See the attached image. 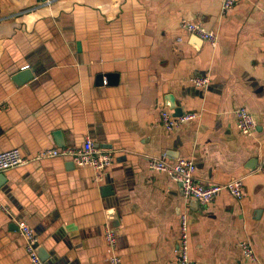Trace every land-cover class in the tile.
<instances>
[{
  "label": "crops",
  "instance_id": "0c3cea01",
  "mask_svg": "<svg viewBox=\"0 0 264 264\" xmlns=\"http://www.w3.org/2000/svg\"><path fill=\"white\" fill-rule=\"evenodd\" d=\"M221 3L0 0V153L18 148L27 160L0 174L10 208H0V264H32L17 221L33 229L44 264H110L107 227L123 264H178L184 213L195 264H264V0H240L226 15ZM184 19L214 31L217 45L190 36ZM25 67L35 78L17 87ZM204 77L205 90L192 81ZM173 103L199 117L166 130L161 109ZM243 107L256 120L251 134L237 125ZM87 138L114 157L100 181L66 159H38L64 148L60 139L81 149ZM162 158L192 159L206 184L243 178L244 197L186 200L150 168ZM243 242L259 263L243 257Z\"/></svg>",
  "mask_w": 264,
  "mask_h": 264
},
{
  "label": "built area",
  "instance_id": "2783aa9c",
  "mask_svg": "<svg viewBox=\"0 0 264 264\" xmlns=\"http://www.w3.org/2000/svg\"><path fill=\"white\" fill-rule=\"evenodd\" d=\"M56 0H37L38 8H50ZM240 0H222L221 12L226 15L232 10ZM181 28L190 36H196L212 46H216L218 39L214 31L205 29L202 25L184 19ZM181 41V39H179ZM27 68V67H25ZM194 85L200 89H207L211 83L209 77L195 78L192 80ZM1 110V107H0ZM237 125L244 134H251L256 129V120L247 108H240L236 112ZM196 113L184 114L177 117L173 112L165 107L161 109V124L168 130L172 131L179 128L187 121L197 119ZM63 158L74 163L79 168H90L96 173V180H102L104 172L114 163V157L111 152L103 151L95 146L94 142L87 138L81 149L75 148H54L42 152L38 159ZM27 160L18 148L7 150L0 153V174L15 169ZM150 168L155 171L166 173L172 180L181 185L184 199L196 201L201 205H209L215 201L217 196L227 192L233 198L241 200L244 197V179L235 178L226 183L206 184L197 179L196 164L192 159H180L174 164L168 163L165 159H151ZM260 169L264 170V160L260 163ZM1 210L10 216V208L0 202ZM18 231L25 243L26 251L32 264H44L38 254V239L33 229L25 221H17ZM105 238L108 246L112 250L110 264H123L121 256L117 252V238L115 230L107 227ZM240 250L246 259L259 263L253 247L250 243L243 242L240 244ZM190 234L189 221L187 213L181 216V238L177 251L178 264H195L190 258Z\"/></svg>",
  "mask_w": 264,
  "mask_h": 264
},
{
  "label": "water",
  "instance_id": "95a60500",
  "mask_svg": "<svg viewBox=\"0 0 264 264\" xmlns=\"http://www.w3.org/2000/svg\"><path fill=\"white\" fill-rule=\"evenodd\" d=\"M193 37H195L198 41H203L202 39H200V38H198L196 36H193ZM34 78H35L34 71L31 70V69L26 68V69L21 70L17 74H15L14 77H13V81L16 84L17 87H21V86L29 83L30 81H32ZM104 78H105L104 76H102V77L99 78L100 84H102V85L105 84V79ZM106 80H107V83L110 84V85L117 84V82H118L117 81V77H115L114 75H108ZM171 108H172V110H174V115L175 116L179 117V116H182L183 115L182 114L183 111L180 108H178L176 106V104L173 103L171 105ZM60 146L61 147H65L62 139H60ZM73 165H74V163H73ZM3 180L4 179L0 176V184L1 185L4 183ZM38 254H39V257L41 258V260L43 262H46L48 260V257H47L46 252L41 247H38Z\"/></svg>",
  "mask_w": 264,
  "mask_h": 264
}]
</instances>
